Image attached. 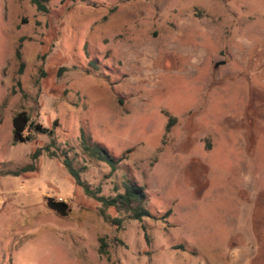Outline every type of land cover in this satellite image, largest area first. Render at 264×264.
<instances>
[{
  "label": "rangeland",
  "instance_id": "1",
  "mask_svg": "<svg viewBox=\"0 0 264 264\" xmlns=\"http://www.w3.org/2000/svg\"><path fill=\"white\" fill-rule=\"evenodd\" d=\"M45 7L0 0V264H264V0Z\"/></svg>",
  "mask_w": 264,
  "mask_h": 264
},
{
  "label": "trees",
  "instance_id": "2",
  "mask_svg": "<svg viewBox=\"0 0 264 264\" xmlns=\"http://www.w3.org/2000/svg\"><path fill=\"white\" fill-rule=\"evenodd\" d=\"M30 3L35 7L37 12H46L45 1L46 0H29ZM11 139L13 143H22L29 141L31 139L30 132L36 134L50 135L51 130L40 127V125H33L29 122L27 115L20 111L15 113L11 118ZM81 149L89 157L95 158L97 160L106 162L113 168V164L109 161L107 156L101 154L99 151L89 149L86 147L84 141L81 142ZM34 158V157H33ZM62 164L65 167L69 176L74 180V182L80 186L85 192H87V187L83 186L78 179L76 171L71 167L70 162L63 158ZM144 193L142 188L136 185H127L123 187V192L114 196L113 198H103L95 197V200L99 202L100 208L98 210L99 216L106 223L117 226L120 221L115 218H111L105 214L104 210L107 208H114L123 210L128 214V218L136 221H141L143 218H148L149 214L143 207L144 203ZM46 207L53 211L54 213L64 216L67 212V205L62 201H56L51 198L45 200Z\"/></svg>",
  "mask_w": 264,
  "mask_h": 264
}]
</instances>
